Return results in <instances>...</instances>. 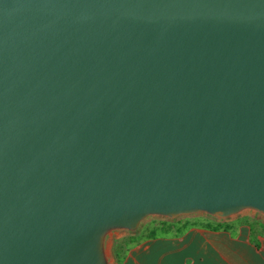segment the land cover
Wrapping results in <instances>:
<instances>
[{
    "label": "water",
    "instance_id": "water-1",
    "mask_svg": "<svg viewBox=\"0 0 264 264\" xmlns=\"http://www.w3.org/2000/svg\"><path fill=\"white\" fill-rule=\"evenodd\" d=\"M264 219V0H0V264H113L151 217Z\"/></svg>",
    "mask_w": 264,
    "mask_h": 264
},
{
    "label": "rangeland",
    "instance_id": "rangeland-1",
    "mask_svg": "<svg viewBox=\"0 0 264 264\" xmlns=\"http://www.w3.org/2000/svg\"><path fill=\"white\" fill-rule=\"evenodd\" d=\"M200 229L219 231L215 235L231 234L235 239L226 241L234 249L248 241L258 246L261 241L264 243V219L250 212L224 221L204 215L176 220L151 217L135 233L122 232L113 237L110 248L113 264H197L193 252L197 251L198 241L192 237L206 233ZM185 237L192 238L188 254H183L181 248ZM238 259L232 257L229 264H240Z\"/></svg>",
    "mask_w": 264,
    "mask_h": 264
},
{
    "label": "crops",
    "instance_id": "crops-1",
    "mask_svg": "<svg viewBox=\"0 0 264 264\" xmlns=\"http://www.w3.org/2000/svg\"><path fill=\"white\" fill-rule=\"evenodd\" d=\"M200 230L206 231V233L192 237L196 238V242L198 241L197 251L193 252V255L197 257V264H229L231 262L229 259L232 257H239L240 264H264V243L262 241L259 246L248 241L249 243L246 242L245 245L238 247L237 250L229 246L226 241V238L229 241L235 239L231 234L228 233V236L215 235L214 233L219 231ZM190 239H186V237L182 239L181 248L183 254H188L187 246Z\"/></svg>",
    "mask_w": 264,
    "mask_h": 264
},
{
    "label": "trees",
    "instance_id": "trees-1",
    "mask_svg": "<svg viewBox=\"0 0 264 264\" xmlns=\"http://www.w3.org/2000/svg\"><path fill=\"white\" fill-rule=\"evenodd\" d=\"M256 245V244H255ZM258 246V245H257Z\"/></svg>",
    "mask_w": 264,
    "mask_h": 264
}]
</instances>
